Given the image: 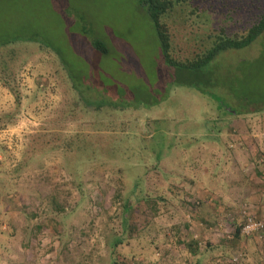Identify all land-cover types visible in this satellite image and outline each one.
Masks as SVG:
<instances>
[{
    "label": "rangeland",
    "instance_id": "rangeland-1",
    "mask_svg": "<svg viewBox=\"0 0 264 264\" xmlns=\"http://www.w3.org/2000/svg\"><path fill=\"white\" fill-rule=\"evenodd\" d=\"M3 59L22 97L6 123L0 80V264H264L239 215L264 218V31L222 54L215 88L167 66L137 0H0Z\"/></svg>",
    "mask_w": 264,
    "mask_h": 264
},
{
    "label": "trees",
    "instance_id": "trees-1",
    "mask_svg": "<svg viewBox=\"0 0 264 264\" xmlns=\"http://www.w3.org/2000/svg\"><path fill=\"white\" fill-rule=\"evenodd\" d=\"M137 2L146 10L154 24L161 53L167 66L172 67L174 72H181V78L188 74L195 75L198 80L201 79L206 84L205 86L215 87L217 85L212 80L213 74L220 66L224 52L247 47L264 31V0H137ZM183 7L189 8L187 14L182 13L184 12ZM190 19L189 24L194 30L189 31V34L188 32L183 33L185 39L191 43L190 50L176 56L175 51L179 50L180 46L173 38L177 37L178 32L174 29L175 25L171 26V23L175 24L180 21L185 23ZM92 46L102 54L108 51L106 44L100 39H93ZM6 62L8 64L5 59L0 60V80L12 93L16 103L15 111L7 115L6 123H8L12 122L13 116L19 113L22 95L15 85V74L11 75V71H5ZM4 73L7 79L3 78ZM202 75L206 77L203 78ZM194 87L215 99L218 105L222 106L225 103L229 109L228 113L233 112L232 107L223 100L221 92H214L215 89H212L209 93L200 89L199 86ZM80 187L81 184H79V191H81ZM48 199L49 205L58 206L54 194H51ZM123 209L124 212L130 209L128 196L123 203ZM121 222L122 233L114 237L113 250L121 243L125 233L129 232V227H132L129 220L124 217ZM185 246L191 253L197 254V241L191 240ZM110 256L112 264L120 263L113 254Z\"/></svg>",
    "mask_w": 264,
    "mask_h": 264
},
{
    "label": "built area",
    "instance_id": "built-area-1",
    "mask_svg": "<svg viewBox=\"0 0 264 264\" xmlns=\"http://www.w3.org/2000/svg\"><path fill=\"white\" fill-rule=\"evenodd\" d=\"M239 215L243 219L241 232L247 235L257 234L264 231V218L256 219L253 217L247 205H241ZM233 260H237V256Z\"/></svg>",
    "mask_w": 264,
    "mask_h": 264
},
{
    "label": "crops",
    "instance_id": "crops-1",
    "mask_svg": "<svg viewBox=\"0 0 264 264\" xmlns=\"http://www.w3.org/2000/svg\"><path fill=\"white\" fill-rule=\"evenodd\" d=\"M228 155L229 154H227L226 155V161L228 160ZM237 155V156H236ZM234 157H236V159H237V162L233 159L232 160V162H234V164H239L238 165V167H240L241 165H242V163L240 162V158L238 157L240 154H236ZM243 161V160H242ZM243 166V165H242ZM227 170V169H226ZM229 172H230V169H229ZM205 173H207V172H205ZM236 174L237 173H239V172H235ZM201 186L200 185H193L191 188H189L190 189V191H196V192H198V191H201V189H204V188H200ZM205 190H208L206 187H205ZM229 190H230V188H229ZM254 195H257V193H253ZM232 197H233V195H231ZM211 198H213V197H211ZM237 198H240V194L238 193V195H237ZM229 200H231V199H229ZM229 200H226L227 201V205H230V202H229ZM257 201V200H256ZM261 215H264V214H262L261 213Z\"/></svg>",
    "mask_w": 264,
    "mask_h": 264
}]
</instances>
